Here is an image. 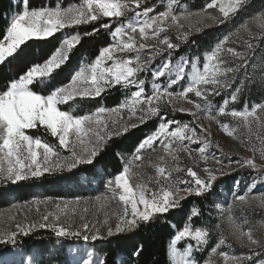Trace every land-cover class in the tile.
Instances as JSON below:
<instances>
[{
	"label": "snow or ice",
	"instance_id": "obj_1",
	"mask_svg": "<svg viewBox=\"0 0 264 264\" xmlns=\"http://www.w3.org/2000/svg\"><path fill=\"white\" fill-rule=\"evenodd\" d=\"M14 6L16 11L5 14L7 23L0 30V64L19 55L29 41L63 34L46 58L32 62L0 89V183L76 175L82 166L94 167L114 138L152 118L159 123L128 158L121 157L122 170L105 179L104 193L94 198L33 197L12 206L18 209L16 215L0 214V245L11 246L0 252V264H41L30 250L16 259L18 239L37 230L50 231L58 244L88 243L131 232L170 210L183 213L182 201L219 197L218 181L242 169L250 170V182L242 193L230 189L233 199L226 206L213 201L221 217L215 225L194 227L202 211L198 204L190 205L182 227L170 238L169 264H264V220L250 224L244 215L248 208L264 210V194L254 193L264 184V102L239 110L230 107L252 86L264 89V56L254 59L257 48L264 46V8L249 12L252 0H205L199 9H190L184 0H77L67 5L56 0L38 7L31 0H14ZM241 13L246 18L202 57H174L182 45L195 43L194 33L226 24ZM94 23L99 27L91 32L64 33ZM101 29L111 42L91 61L81 60L67 82H57L82 38ZM117 87L123 94L119 104L77 111L78 100L102 98ZM225 92L217 107L213 98ZM167 111L192 120L170 119ZM201 116L209 124L202 123ZM221 117H229L231 126ZM213 122L252 155L229 158L225 164L212 154L213 146L223 154L211 139ZM39 129L54 142L30 132ZM111 202L116 207L109 211ZM234 207L240 209L239 221ZM214 232L218 238L208 248ZM182 241L183 250L177 246ZM233 245L247 251L237 255L221 250ZM206 248L209 256L197 260L194 253ZM141 250L142 245L133 255ZM77 264L107 260L98 258L95 249H85Z\"/></svg>",
	"mask_w": 264,
	"mask_h": 264
},
{
	"label": "trees",
	"instance_id": "obj_2",
	"mask_svg": "<svg viewBox=\"0 0 264 264\" xmlns=\"http://www.w3.org/2000/svg\"><path fill=\"white\" fill-rule=\"evenodd\" d=\"M55 3L56 0H31L32 6H41L44 3ZM64 5L77 2V0H62ZM16 11L14 0H0V30H3L7 21L5 14L11 15ZM103 22H107L104 18ZM93 27H99V24H88L79 26L78 29H71V32L79 31L81 33L91 32ZM61 35L49 38L47 41H29L27 46H22L23 51L14 58H9L6 62L0 64V89L14 77L22 74L32 62L40 61L46 58L58 46ZM111 42V37L108 32L101 29L97 34L84 36L80 45L74 50L70 63L60 71L57 76V82H67L73 69L77 67L82 59L91 61L98 55L101 47L107 46ZM178 52L175 57L181 55ZM149 78H150V74ZM123 94L117 87L109 91L100 99V103L107 107H113L121 102ZM170 119L179 121H190L191 117L184 114H173L167 112ZM159 118H152L139 127L132 129L129 133L114 138L109 146L97 157L95 166H82L76 170L77 174L70 173L64 177L54 175L45 176L40 180L23 181L16 185H8L6 188L0 189V205H4L8 199L14 198L26 200L37 193H42L46 196L62 197L68 195L74 196L80 193V188L84 187L80 183V177L88 176L95 173L97 168H100L104 175L114 176L122 170L120 154H131L138 143L148 134H150L158 125ZM34 136H41L49 142H54V138L44 134L43 129L30 130ZM250 170L242 169L234 175L226 176L219 181L226 187H230L233 179L249 181ZM81 174V175H80ZM214 197L204 198L189 197L182 201L183 213L180 210H170L159 219L141 224L139 228L125 232L113 237H110L105 244L95 246L99 252L101 259L107 260V264H169L167 255L170 238L173 237L175 231L182 227L184 213H187L190 205L198 204L201 208L202 215L194 221L195 226H201L203 223L211 219L212 202ZM57 238L47 230H38L25 238H19L17 242L18 250L29 252L33 248H38V251L53 246H58ZM63 242V240H62ZM142 250L138 256L133 253L140 248ZM9 246L0 245V252H7Z\"/></svg>",
	"mask_w": 264,
	"mask_h": 264
},
{
	"label": "rangeland",
	"instance_id": "obj_3",
	"mask_svg": "<svg viewBox=\"0 0 264 264\" xmlns=\"http://www.w3.org/2000/svg\"><path fill=\"white\" fill-rule=\"evenodd\" d=\"M184 2L188 5L190 9H199L205 2V0H184ZM149 3H158V0H149ZM252 5L253 8H250L248 11L251 12L253 9L259 10L261 8H264V0H252ZM157 10H162V6H160ZM246 13H241L239 16H237L234 20L227 22L226 24L218 25V26H212L210 28H207L200 33H194L192 39L195 40V43H189V44H184L181 46V49L179 52H182L181 55L191 57V56H200L202 57L203 54L205 53L206 50L211 49L214 44L220 40L225 34H228L230 31L234 30L235 26H237L239 23H241L245 18H246ZM71 29H65L64 33H70ZM60 34L62 36L63 33H57L56 35ZM174 35V33H173ZM61 39V38H60ZM236 47H240L239 45H234ZM176 54V53H174ZM180 56V55H179ZM264 56V46H260L257 48L255 57L254 59L259 61V59ZM175 57V55H174ZM85 60V59H82ZM87 61V60H86ZM159 60H157L155 63H158ZM78 67V65H77ZM76 67V68H77ZM150 74V73H149ZM143 75V74H142ZM70 78V77H69ZM150 79V78H149ZM163 79V78H162ZM69 80V79H68ZM135 90V89H133ZM175 90H180L179 87H176ZM148 91H150V86L148 87ZM107 94V93H106ZM104 94V95H106ZM103 95V96H104ZM228 95V92L222 93L221 96H217L213 98L214 104L219 107L222 104V100ZM102 96V98H103ZM101 97H97L95 99H85L83 101L78 100L79 107L77 108V111L81 114H83L85 111H88L90 109H95L98 105L102 104L100 103ZM264 102V89H261L258 86H252L251 89L247 92H245L240 99L239 103L232 104L230 107L236 108V109H242L245 104H247L249 107L253 103H260ZM178 103H184L183 101H179ZM68 107V106H64ZM172 113L171 111H167ZM175 114H182V113H175ZM187 115V114H184ZM189 116V115H187ZM191 117V116H189ZM201 122L204 123L205 125L209 124L207 120H204L203 117L201 116ZM192 120V117H191ZM222 122H227L232 124V121L229 117H221ZM149 121V120H148ZM188 122V121H184ZM210 133H211V139L213 140V145L219 144L221 148L223 149V154L215 147L213 146L209 151L222 158L227 164V160L229 158L235 160L238 159L241 155L243 156H251L252 153L246 151L244 148H242L238 141H234L232 138L228 137L223 131L220 129V127L215 124L214 122L211 124L210 127ZM259 146V145H258ZM193 147H197V145H193ZM67 154V153H65ZM120 160L123 166V160L121 157L123 156L125 159L130 156V154H123L121 153L120 155ZM257 162H259L258 158V153H257ZM227 170V169H226ZM149 172L151 170H148ZM241 171V170H240ZM239 171V172H240ZM238 173V172H237ZM70 173L65 172L61 175L58 176H66ZM235 173L226 175H234ZM81 175V174H80ZM48 176V175H46ZM224 176V177H226ZM113 177V176H108L104 175L103 172H101L100 168H97L95 173L88 175V176H83L81 175L80 183L82 184V188H80V193L78 195L70 196L68 193L66 196H62L63 198H74V197H83V198H94L96 195L102 194L105 192L104 188V181L106 178ZM88 178V179H86ZM90 180V182H89ZM236 179H233V181ZM31 180H27L29 182ZM233 181L231 186L228 188L226 187L223 183L218 181V191L220 193L219 197H215L213 201L215 203L221 204V206H226L229 202L232 201L233 196L231 192L229 191L230 189L236 193H242L246 185L250 182H243L242 180H236L239 181V184L234 186ZM23 182V181H21ZM20 183V182H18ZM17 183V184H18ZM8 185H13L11 183L7 184H2L0 183V189L6 188ZM16 185V184H15ZM254 193L256 194H264V184H258L257 188L254 189ZM33 197L37 198H43V197H53V196H46L42 193H37L36 195L31 196L30 198L26 200H19V199H8L4 205H0V214H4L7 216L8 214L16 215L18 209L13 208L12 206L14 204H18L24 201H28L32 199ZM54 198H59V197H54ZM83 206V205H82ZM90 207V212H94L95 209L89 205ZM116 207L115 202H111L109 205V211L114 209ZM212 212H211V219L207 221L206 223H210L212 225H215L220 217V209L216 208L214 206V203L212 202ZM233 214L234 218H236L238 221L241 220V212L240 209L237 207L233 208ZM244 215H247L249 219L250 224H255L261 220H264V210L259 209L258 207L254 208H248L245 210ZM22 216H18L17 219H21ZM90 219H93L94 217L92 215L89 216ZM204 224V223H203ZM203 224L201 226H203ZM222 227H226V224H223ZM38 231V230H37ZM48 231V230H47ZM36 232V231H35ZM50 232V231H49ZM33 234V233H32ZM30 236V235H29ZM28 237V236H27ZM20 238H25V237H20ZM218 238V233H213L212 238L209 242L208 248L212 246V244L216 241ZM109 238L98 240L96 242H88L85 243L83 241H68V240H63V242L59 243L58 246H51L45 251L41 252L38 251V248H33L31 253L35 255L36 259L41 261V264H77V261L79 259V253H81L85 249H95V246L100 245V244H105ZM194 243V242H192ZM186 242H178V247L183 250V247L185 246ZM11 246H9L10 248ZM208 248L204 249L203 251L195 252L194 256L197 260L203 262L208 256H209V251ZM16 249L18 250V247L16 246ZM75 249V251H74ZM221 250L229 251L230 253H235V254H240L243 251H247L246 249L240 248L238 245H233L232 248H222ZM28 252L25 251H20L18 250V255L16 259L19 258V254H26ZM95 255L98 258H101L99 252L95 249Z\"/></svg>",
	"mask_w": 264,
	"mask_h": 264
}]
</instances>
